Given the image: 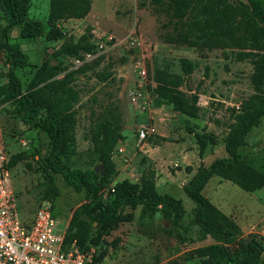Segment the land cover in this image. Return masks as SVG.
<instances>
[{
    "label": "rangeland",
    "instance_id": "obj_1",
    "mask_svg": "<svg viewBox=\"0 0 264 264\" xmlns=\"http://www.w3.org/2000/svg\"><path fill=\"white\" fill-rule=\"evenodd\" d=\"M261 1L264 3V0ZM46 3L47 0H28L26 11L27 19L43 23V34L22 39L18 37L15 27L9 33V40L18 45L25 57V65L15 70L22 89L44 61L50 67H56L57 71L51 79L73 72L67 84L76 93L72 108L75 118L74 144L62 161L70 169L99 173L101 168L91 151L88 129L93 119L112 114L119 122L120 138L110 155L115 174L107 178L108 183L102 192L107 195L108 188L115 181L127 179L136 183L142 171L151 172L155 191L178 199L184 212L181 220L184 225L173 230L169 229V221L158 211L140 204L123 205L118 210L120 221L102 232L97 243L88 242L86 253L100 264H208L206 257L200 256L199 248L213 243V240L208 235L201 236L197 225L187 224L193 203L181 187L190 177L189 173L200 164L205 165L225 155L223 138L232 121V113L238 111L241 102L253 93L251 62L248 58L239 59L236 55L239 49L235 48L192 47L165 42V31L161 27L164 19L151 11L147 1L137 6L136 0H130L129 9L124 11L127 18L125 27L118 29L117 33H107L113 36V42L103 44L101 52L93 48L95 57L74 67L69 60L53 55L54 50L64 39L74 40L83 34L89 35V41L94 43V34L100 31L80 18L61 20L56 25L58 35L55 39H48ZM115 10L117 16L118 9ZM2 24L0 19V27ZM130 31L142 42L135 49L144 62L146 92L152 96L151 107L144 111V120L140 119V114L126 98L133 77L129 66L130 54L126 51V35ZM180 59L190 61L188 74L182 72ZM5 61V52L0 50V85L7 81ZM160 74L176 79L177 89L183 93L197 96L199 110L196 116H184L170 105L157 101L152 88L155 85L154 77ZM139 121L149 122L154 132L136 144ZM185 123L194 131L210 136L201 156L198 155L193 136L185 130ZM0 135L8 160L10 156H17L15 163L9 167L19 213L29 215L42 200H47L41 196V192L51 181L56 195L52 201H47L51 204L59 228L66 226L71 210L84 201V191L73 190L60 174L51 173L45 168L49 145L44 132L34 126L33 121L23 122L13 102H2ZM245 136L238 156L264 174V117ZM223 182L226 184L223 194L229 199L222 206L221 213L236 226V229H230L231 238L227 247H239L240 243L251 240L258 242L262 248L258 259L264 263V183L259 189L245 192L231 182ZM212 185L209 183L203 189L208 200L214 195ZM96 232L97 225L94 223L90 237H94Z\"/></svg>",
    "mask_w": 264,
    "mask_h": 264
},
{
    "label": "trees",
    "instance_id": "obj_2",
    "mask_svg": "<svg viewBox=\"0 0 264 264\" xmlns=\"http://www.w3.org/2000/svg\"><path fill=\"white\" fill-rule=\"evenodd\" d=\"M136 1L137 6L147 1L151 11L164 19L161 27L165 31V42L192 47L239 49L237 57L248 58L252 64L250 83L253 93L241 102L238 111L232 113V121L223 138L225 156L214 158L205 165L200 164L182 185V191L193 202L187 224L197 225L201 236L208 235L213 240V243L199 248L200 256L206 257L208 264H264L258 259L262 250L258 242L251 240L240 243L239 247H227L231 238L230 229H236V226L201 193L206 181L213 175L230 181L245 192L259 189L264 183V174L240 158L236 151L245 143L246 133L264 117V3L261 0ZM89 6L90 0H48L46 37L55 39L59 21L82 18ZM27 7L28 0H0V19L3 22L0 27V50L5 52L7 63V81L0 85V103L13 102L23 122L33 121V125L44 132L49 145L45 168L51 173L60 174L73 190L84 191V201L71 210L67 220L64 243L73 242L78 249L86 252L88 242L97 243L102 232L120 221L118 210L123 205L140 204L158 211L169 221V229L176 230L177 226L184 225L181 222L184 213L181 202L170 195L158 194L151 172L142 171L136 183L127 179L115 181L108 188L107 195L102 192L108 183L107 178L115 174L110 155L120 138L119 122L112 114L93 119L88 129L91 151L101 168L99 173L70 169L62 161L74 144L75 118L72 108L76 93L67 84L73 72L51 79L57 71L56 67H50L44 61L22 89L15 70L25 65L26 61L18 45L10 42L9 33L16 27L18 37L28 39L41 36L44 29L40 20L26 18ZM93 48L95 45L89 41V35L83 34L74 40L64 39L53 55L76 57L83 52H93ZM179 64L184 74L190 72V61L180 59ZM154 79L152 91L157 101L170 105L184 116H196L199 108L195 94H186L177 89L178 81L174 78L160 74ZM42 82L44 84L37 87ZM184 127L193 136L198 155L201 156L210 136L194 131L187 123ZM16 158L15 155L10 156L8 165L14 164ZM55 195L56 188L48 181L41 196L52 201ZM94 223L97 232L90 237Z\"/></svg>",
    "mask_w": 264,
    "mask_h": 264
},
{
    "label": "built area",
    "instance_id": "obj_3",
    "mask_svg": "<svg viewBox=\"0 0 264 264\" xmlns=\"http://www.w3.org/2000/svg\"><path fill=\"white\" fill-rule=\"evenodd\" d=\"M94 35L95 49L99 52L103 44L113 42L111 34L98 32ZM126 44L127 54H130L129 66L133 72L132 86L127 89L126 98L131 106L144 112L151 107L152 96L146 92L144 62L135 49L142 42L130 31L126 35ZM94 57L95 53L88 51L64 59L76 67ZM153 132L154 128L149 122L139 124L136 128V144ZM64 229L65 226L59 228L47 200H42L29 215L19 213L8 157L0 135V264H100L73 242L64 243Z\"/></svg>",
    "mask_w": 264,
    "mask_h": 264
},
{
    "label": "crops",
    "instance_id": "obj_4",
    "mask_svg": "<svg viewBox=\"0 0 264 264\" xmlns=\"http://www.w3.org/2000/svg\"><path fill=\"white\" fill-rule=\"evenodd\" d=\"M129 1L130 0H90V6L88 9V12L79 20H81L85 23H88L91 27L95 28L96 30H99L100 32L108 33V31H112L113 34L117 33L118 29L125 27V25L127 24V20H126L127 18H126V15L124 14V11L128 10L130 7ZM108 4H111V6H109ZM45 7L47 10L48 9V0H47ZM115 9H118V15L117 16H115V13H116ZM65 20L68 21L71 19H65ZM74 20H78V19H74ZM136 112L138 114H140V115H138L141 117L140 119H142V120L145 119L146 113H144V112L142 113V112L138 111L137 109H136ZM149 117L152 118V115H149ZM142 123H144V122L139 121V124H142ZM139 124H137V126ZM245 137L246 136H244V141H245ZM240 146H242V145H240ZM239 147H237V150H236L237 152H238ZM194 172L195 171H191L189 173V176L191 177ZM223 181H228V180L221 179L220 177L213 175L205 183V185H207L209 183H213L211 190L213 191L214 195H212V197H210L209 200L220 211H223L222 206H224L225 203L227 204L228 203L227 201L229 199V197L226 198L223 194V187L226 186V184ZM228 182H230V181H228ZM205 185H204V187H205ZM204 187L202 188L201 193L205 197H207V195H205L203 193ZM181 189H182V187H181ZM226 190H227V188H226Z\"/></svg>",
    "mask_w": 264,
    "mask_h": 264
},
{
    "label": "water",
    "instance_id": "obj_5",
    "mask_svg": "<svg viewBox=\"0 0 264 264\" xmlns=\"http://www.w3.org/2000/svg\"><path fill=\"white\" fill-rule=\"evenodd\" d=\"M96 170V169H95ZM103 172L101 171L100 174H102Z\"/></svg>",
    "mask_w": 264,
    "mask_h": 264
}]
</instances>
